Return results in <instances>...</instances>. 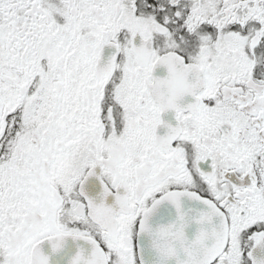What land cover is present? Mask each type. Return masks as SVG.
<instances>
[{"label":"flooded vegetation","instance_id":"obj_1","mask_svg":"<svg viewBox=\"0 0 264 264\" xmlns=\"http://www.w3.org/2000/svg\"><path fill=\"white\" fill-rule=\"evenodd\" d=\"M172 191L209 206L153 209L157 247L223 220L191 264H264V0H0V264L60 233L141 264Z\"/></svg>","mask_w":264,"mask_h":264},{"label":"water","instance_id":"obj_2","mask_svg":"<svg viewBox=\"0 0 264 264\" xmlns=\"http://www.w3.org/2000/svg\"><path fill=\"white\" fill-rule=\"evenodd\" d=\"M173 200L180 202H201L200 198L196 196L192 197L191 195L185 193L177 196ZM188 204L189 203H183L180 205V207H178V209H180L181 212H185L184 210L192 209L193 207H190ZM202 207H205V205H202ZM156 208L172 210L175 208V206L173 204H169L167 206L164 205ZM149 222V218L147 217V215H145L140 225V236L142 237L140 260L142 264H189L191 263V259L198 260L200 255L203 257L204 261V258L207 259L208 257V255H206V250L211 249L214 252L218 251V249L222 248L225 242V239L221 238V231L219 232V228L213 233L209 232V234L204 230L202 239L197 241V243L203 242V246L199 244H197L196 246L193 245V250H188L189 248L185 246L186 251L185 253H183V255L173 254L167 249L162 250L160 246L157 247L158 241L164 240L161 237L165 236L161 235L160 237H157L154 233L150 234L149 230H147L148 225L150 224ZM167 224L169 227H171L170 225L177 224L178 226H181L183 223L177 222L170 224L169 222H167ZM155 233L159 234L158 231H155ZM149 237L153 241H156V244L154 246H149ZM43 245L45 246V248L49 249L45 257H53L57 262L56 264H60L59 259L61 257L66 259V261L62 264H82V259L84 258L87 260V262L89 260L87 264H106L103 255L100 253V250L94 244L90 243L89 245L88 241L80 238L70 236L54 237ZM41 248V246L38 247V249ZM200 249H205V251L203 253H200L198 252ZM191 253L193 254L190 255ZM215 253L213 254V256L215 255ZM42 263L47 264L48 261H42ZM33 264H38V262Z\"/></svg>","mask_w":264,"mask_h":264}]
</instances>
